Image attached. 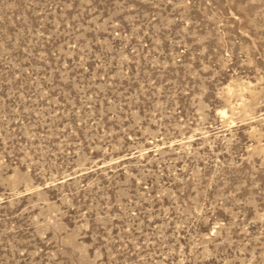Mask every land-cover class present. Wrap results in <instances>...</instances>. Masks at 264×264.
<instances>
[{"label": "rangeland", "instance_id": "374dc122", "mask_svg": "<svg viewBox=\"0 0 264 264\" xmlns=\"http://www.w3.org/2000/svg\"><path fill=\"white\" fill-rule=\"evenodd\" d=\"M0 264H264V0H0Z\"/></svg>", "mask_w": 264, "mask_h": 264}]
</instances>
